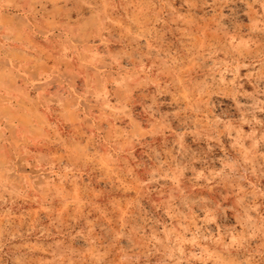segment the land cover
Here are the masks:
<instances>
[{
    "label": "rangeland",
    "instance_id": "obj_1",
    "mask_svg": "<svg viewBox=\"0 0 264 264\" xmlns=\"http://www.w3.org/2000/svg\"><path fill=\"white\" fill-rule=\"evenodd\" d=\"M0 264H264V0H0Z\"/></svg>",
    "mask_w": 264,
    "mask_h": 264
}]
</instances>
